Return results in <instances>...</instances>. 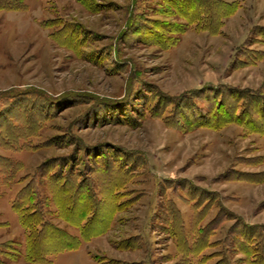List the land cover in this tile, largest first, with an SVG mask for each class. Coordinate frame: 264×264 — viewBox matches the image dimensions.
Wrapping results in <instances>:
<instances>
[{"label":"rangeland","instance_id":"374dc122","mask_svg":"<svg viewBox=\"0 0 264 264\" xmlns=\"http://www.w3.org/2000/svg\"><path fill=\"white\" fill-rule=\"evenodd\" d=\"M22 1L0 10V264H264V0ZM220 102L244 124L189 127ZM80 185L108 226L27 259L81 236ZM23 214L55 234L27 246Z\"/></svg>","mask_w":264,"mask_h":264},{"label":"trees","instance_id":"16d2710c","mask_svg":"<svg viewBox=\"0 0 264 264\" xmlns=\"http://www.w3.org/2000/svg\"><path fill=\"white\" fill-rule=\"evenodd\" d=\"M22 9H26L25 3H23L22 0H0V10L9 11V10H22ZM235 9H236V7H233L232 11L234 12ZM228 11H230V9ZM212 29H215V27ZM234 91H236V90L232 89L230 95ZM248 92L253 93L250 91H248ZM254 101H260L257 105H259V104L262 105L264 103L263 100L261 101V100L256 99ZM223 105H224L223 102H220L217 105L212 104V106L210 107V110L213 111L212 112L213 117L204 123L199 122L197 119L190 120L189 121V127L191 128V127L209 126V125H211L213 127H220L224 124V121L239 122L241 124H244L243 118H245L246 116L248 117V115H249V113L245 114V112H246L245 107H243L241 111H238V108H239L238 106H236V107L234 106L231 110V107H228V109H227ZM261 109L264 110V105L261 107ZM226 110L229 112L227 116H225ZM258 112L259 111L257 108L252 109V113L255 114ZM245 120H246V118H245ZM249 120H252V119H249ZM260 124H262V123H260ZM260 131H264V130L261 129ZM54 178H55V179H53L54 182L57 181L56 183L59 184L60 181H58V180L60 179V177L54 176ZM50 181L53 182L52 179ZM63 182L59 185L58 190H61L63 188L62 186L65 185ZM84 189H86V191L88 193L86 200H88L89 202H88V205H85L84 208H82L83 209V211L81 210L82 215H80V217H79L80 223H82L84 220H86V223L81 225V229H80L81 230V236L68 235L67 233L62 232L63 234H61V235L59 234V236L56 235V236H54L55 238L53 236H52L53 238L49 237V239L54 240L52 245L55 246V251L49 250L47 247H44L45 248L44 250L49 251V252H46V254H45V252H43L41 250L42 246H41V243L39 242V243H37V245L34 246V249H33V252H35L36 255L30 251V249H31L30 247L29 248L27 247V251H28L27 259L32 260V261L36 260L34 262L43 263L44 262L43 256L46 257V256H49L52 254H57L61 251L76 249L80 246L82 240H88L90 238V236H92L93 234H98V233L102 232L101 227L104 230V227L108 226V224H109L108 218L105 219V217L103 215H101L103 213L100 210V208L102 206L107 207L108 204L110 206L112 204V202H111V204L108 201L102 202V201L107 200V198L105 197L103 200L101 198L100 199L97 198L92 187L91 186L89 187L88 185H84V186L80 185L79 188L77 189L76 193L79 195L81 193V191ZM23 190L26 191V188L22 189L21 192H19L17 199L24 196ZM66 193H68V192H66ZM32 196H34V195H29V197L27 196V199L24 200L26 202V205L24 204V208L28 207L30 205L29 202L34 201V198ZM80 198H83V197L80 196ZM21 201H22V199H21ZM101 202H102V204H101ZM111 207L113 210V206H111ZM115 207L116 206H114V211H115ZM17 208L19 209L20 206H18ZM34 208H36V207H34ZM88 214H89V216H88ZM38 216H39V218L35 221L32 219L30 220L24 214L22 215V217H25L24 220L26 221V222L24 221L23 223L28 227L29 236H28L27 246H28V243H33L35 240L36 241L41 240V238L43 240V238H46L50 234H55L54 233L55 229L53 230V228L50 225L45 223V220H43V218L40 217L41 214H39ZM36 222L40 225V227L38 228L39 229V235L31 234V231L35 230L34 225ZM37 247H38V250H37ZM125 247H128V246H125ZM29 251H30V253H29ZM100 264H103V263H100Z\"/></svg>","mask_w":264,"mask_h":264}]
</instances>
